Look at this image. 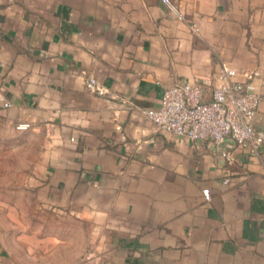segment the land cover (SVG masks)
I'll list each match as a JSON object with an SVG mask.
<instances>
[{"label": "crops", "instance_id": "0c3cea01", "mask_svg": "<svg viewBox=\"0 0 264 264\" xmlns=\"http://www.w3.org/2000/svg\"><path fill=\"white\" fill-rule=\"evenodd\" d=\"M169 2L0 0V264H264V146L144 114L224 62L258 73L260 128L264 0Z\"/></svg>", "mask_w": 264, "mask_h": 264}, {"label": "built area", "instance_id": "2783aa9c", "mask_svg": "<svg viewBox=\"0 0 264 264\" xmlns=\"http://www.w3.org/2000/svg\"><path fill=\"white\" fill-rule=\"evenodd\" d=\"M161 2L170 6L169 0ZM257 77V72L239 73L220 62L208 98L198 84L177 83L163 89L156 110L144 114L156 131L209 144L222 157H227L228 151L235 147L258 154L264 146V123L260 128L255 126L260 102L253 83ZM85 86L98 95L105 94L94 79H87ZM0 102L3 107L9 106L1 98ZM29 127L27 123H19L15 129L25 131ZM202 194L208 202L209 191L203 190Z\"/></svg>", "mask_w": 264, "mask_h": 264}]
</instances>
